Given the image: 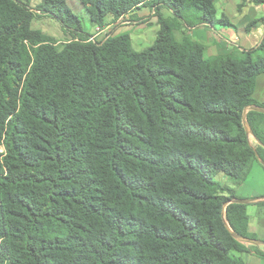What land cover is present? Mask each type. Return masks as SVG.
Listing matches in <instances>:
<instances>
[{
	"label": "trees",
	"instance_id": "trees-1",
	"mask_svg": "<svg viewBox=\"0 0 264 264\" xmlns=\"http://www.w3.org/2000/svg\"><path fill=\"white\" fill-rule=\"evenodd\" d=\"M77 1L98 27L148 7L159 30L141 51L128 33L96 42L66 0H40L73 33L58 45L31 29L26 3L0 0V264L264 258L225 224L257 238L248 205L223 216L241 199L234 185L258 158L264 167V113L246 114L254 143L242 122L245 107H264L253 98L264 38L205 57L183 28L231 25L215 0Z\"/></svg>",
	"mask_w": 264,
	"mask_h": 264
},
{
	"label": "crops",
	"instance_id": "crops-1",
	"mask_svg": "<svg viewBox=\"0 0 264 264\" xmlns=\"http://www.w3.org/2000/svg\"><path fill=\"white\" fill-rule=\"evenodd\" d=\"M215 6L217 9L216 17L218 19L225 17L231 25H223L220 29H216L210 24L183 28L194 40L204 45L205 57L227 54L234 50H249L260 44L264 38V21H259L249 29L246 27L249 23L264 17V1L255 4L251 0H215ZM162 9L166 11V8ZM149 11L148 7L134 9L123 18L126 21L125 24L130 23L127 20H139L141 17L149 15ZM166 13L168 15L170 12L166 11ZM253 98L264 106V72L256 77ZM237 194L248 200L249 232L256 234L258 239L263 240L264 237H259L258 234L264 231V217L255 219L257 215L263 216V213L259 212L258 209L264 206V204H258L264 202V167L259 161L253 163L244 183L238 187ZM257 246L264 251V245ZM238 255L242 258V264H264V258L253 253H238Z\"/></svg>",
	"mask_w": 264,
	"mask_h": 264
},
{
	"label": "rangeland",
	"instance_id": "rangeland-1",
	"mask_svg": "<svg viewBox=\"0 0 264 264\" xmlns=\"http://www.w3.org/2000/svg\"><path fill=\"white\" fill-rule=\"evenodd\" d=\"M22 1L28 5V7L31 9L33 13L31 29L40 31L42 35L46 36L47 40L54 42L58 45L63 44L67 40L71 39L73 33L69 28L63 26L53 16L49 14H45L44 12L38 10L37 6L40 0H22ZM66 1L70 6V8L72 9V11L76 14H79L82 17L84 27L91 35L90 38L92 37L93 40L96 42L104 40L108 36H116L119 34L128 33L132 39L131 45L133 49L137 51H141L152 45L153 42L155 41V38L159 30V24H158L159 15L155 13L154 10L149 9L150 10L149 15L143 16L139 20L134 19L137 21L127 20L128 22H130L129 24H125L126 21L122 18L115 22L109 23V25H106L104 27H98L90 23L89 15L87 11L85 10V8H83L80 5V3L77 0H66ZM166 11L168 10L166 9ZM166 11L161 9L159 14H162L163 17L165 18L172 17L171 13L166 15L167 14ZM125 26H129V27L125 28ZM214 26L216 29H220L223 26V24L217 22L214 24ZM175 35L177 37H180L181 36L180 31H176ZM250 140L252 143L255 142V139L251 135H250ZM218 177L219 179L224 178L223 175ZM244 181L238 185H234L236 194L238 191V187L242 183H244ZM249 208L251 210H254L251 207ZM258 211L262 212L263 216L257 215L255 219L264 217V206L259 207ZM258 235L259 237H264V231L262 233H259Z\"/></svg>",
	"mask_w": 264,
	"mask_h": 264
},
{
	"label": "water",
	"instance_id": "water-1",
	"mask_svg": "<svg viewBox=\"0 0 264 264\" xmlns=\"http://www.w3.org/2000/svg\"><path fill=\"white\" fill-rule=\"evenodd\" d=\"M248 110H255V111H258V112H261V113H264V107H261V106H258V105H250V106H247L244 108L243 110V114H242V122H243V126L245 128V131L247 134L252 135L251 133V129H250V126L247 122V117H246V114L248 112ZM258 161L261 162L260 158H258ZM231 202H238V203H246L248 202V200L246 199H231L229 201H227L224 206H223V216H224V210H225V207L231 203ZM225 224L227 226V228L229 229V231L231 232V234L240 242L242 243H247V244H252V245H264V240H261V239H258V238H248V237H243V236H240L236 233H234L230 227L228 226V223L225 221Z\"/></svg>",
	"mask_w": 264,
	"mask_h": 264
},
{
	"label": "built area",
	"instance_id": "built-area-1",
	"mask_svg": "<svg viewBox=\"0 0 264 264\" xmlns=\"http://www.w3.org/2000/svg\"><path fill=\"white\" fill-rule=\"evenodd\" d=\"M90 40H93V38L91 37ZM94 41V40H93Z\"/></svg>",
	"mask_w": 264,
	"mask_h": 264
}]
</instances>
